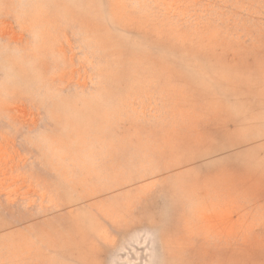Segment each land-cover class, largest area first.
I'll return each mask as SVG.
<instances>
[{
    "label": "rangeland",
    "instance_id": "obj_1",
    "mask_svg": "<svg viewBox=\"0 0 264 264\" xmlns=\"http://www.w3.org/2000/svg\"><path fill=\"white\" fill-rule=\"evenodd\" d=\"M0 264H264V0H0Z\"/></svg>",
    "mask_w": 264,
    "mask_h": 264
}]
</instances>
